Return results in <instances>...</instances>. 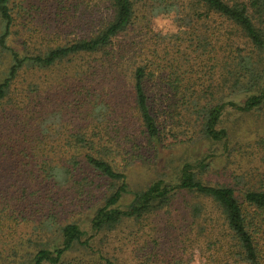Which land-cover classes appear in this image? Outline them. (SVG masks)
<instances>
[{"label": "trees", "instance_id": "16d2710c", "mask_svg": "<svg viewBox=\"0 0 264 264\" xmlns=\"http://www.w3.org/2000/svg\"><path fill=\"white\" fill-rule=\"evenodd\" d=\"M67 2L75 4L51 0L42 10L56 17ZM80 5L74 14H63L64 29L36 37L19 22L36 26L34 6L0 0V170L14 164L42 191L26 207L30 231L9 245L8 259L119 264L95 252L83 238L87 231L65 218L68 211L61 207L98 200L88 221L94 236L127 221L141 223L181 195L190 196L185 231L199 264H264V136L254 146L260 167L233 175L231 183L205 182L184 162L176 183L154 180L121 204L130 191V169L147 159L142 148L155 151L162 144L166 122L171 129L181 123L182 134L193 129L226 146L228 132L218 125L227 107L250 112L264 104V0H82ZM159 15H173L176 32L155 31L151 21ZM60 65L69 81L74 79L65 93L74 96L77 118L68 107L50 111L43 97L49 90L45 73ZM178 106L175 121L171 111ZM165 114L166 122L160 120ZM8 218L15 222L18 216ZM148 246L137 264L194 260L182 243L168 256L159 251V241ZM76 249L91 259L71 258Z\"/></svg>", "mask_w": 264, "mask_h": 264}, {"label": "rangeland", "instance_id": "374dc122", "mask_svg": "<svg viewBox=\"0 0 264 264\" xmlns=\"http://www.w3.org/2000/svg\"><path fill=\"white\" fill-rule=\"evenodd\" d=\"M19 1L23 2V0ZM25 1L27 4L34 6L35 9H32L31 15L38 17L36 22L38 27H26L28 23L22 18H19V22L26 30L36 33L34 36L41 37L64 29L65 25H61L63 14H74L75 7L81 6L80 2L82 0H73L75 4L67 2L65 4L67 9H63V5L62 11L58 10L56 17L49 14L48 9L44 10L45 12L42 10V6H45L46 1L50 3L51 0ZM38 5L41 6L39 11L36 10ZM138 7L136 11H142V8ZM28 15L26 14L25 17ZM151 22L155 31L164 34L176 32L177 30L173 15H159L152 18ZM18 28L21 29L22 27ZM67 28L68 30L72 29V27ZM63 71L64 69L61 66L45 73L48 79L46 87L49 86V90L43 97L50 111L68 107L66 110L69 114L75 116L77 108L74 105V96L69 95L68 92L65 93L67 88L65 85L74 81V79L69 81ZM235 100L241 102L243 98H236ZM69 104L70 106H67ZM177 111H181L179 106L177 110L171 111L175 121L180 119L181 113L176 114ZM167 118L166 114L164 117L163 115L160 116V120L165 122ZM218 126L228 132L226 146L223 142H213L202 138L199 132H195L193 129L182 134L184 127L181 123L175 122L173 129H171L170 122H166L167 134L163 138L162 144L155 146V151L148 146L142 148L146 152L147 159L137 161V165L130 169V191L123 198L122 206L131 201L133 191L146 188L154 180L164 179L167 182L176 183L179 176V167L184 162L191 163L198 176L203 181L211 184L231 183L234 181L233 175L243 174L254 170L255 167H260V160L254 146L256 141L264 136V104L250 112H241L227 107ZM22 154L20 156H24ZM200 162L204 163V168H200ZM10 165L7 162L5 167L0 170V264H12L11 259L9 260L7 257L10 254L9 245L15 244L18 237L30 231L26 218L31 210L25 211V209L36 201V196L42 195V191L38 192L40 187L36 190L32 178L24 169L19 170L14 168V164ZM15 179L16 184L14 183ZM102 189L104 187L92 191V193L102 191ZM63 196L66 200L71 197L69 192L63 193ZM189 198L190 196L180 195L174 200L173 206L148 216L141 223L127 221L116 229L103 230L94 236L91 235L88 221L91 213L100 203H98V200L94 201L93 199L88 203L75 202L70 208L65 206L63 209L61 207L60 210L68 211L64 215L65 218L77 222L83 230L87 231L83 238H89V243L95 252L101 250L113 256L119 264H137L138 258H145L147 255L142 256L143 251L145 252L149 247L148 245L152 246L155 241H159L160 247L158 249L166 256L176 253L178 251L177 244L180 246L182 243L186 253L193 252L194 260L190 264H199L201 260L199 252L189 245L191 236L187 235L185 231L187 230L185 226L189 227V219L186 217L185 210L186 201ZM49 207L50 205L45 208L44 212ZM9 213L18 216L17 221L14 222L13 218L12 220L9 219ZM20 252L25 253L26 251L20 250ZM70 257L91 259L82 249H76Z\"/></svg>", "mask_w": 264, "mask_h": 264}]
</instances>
